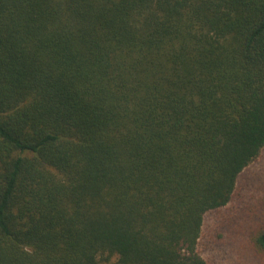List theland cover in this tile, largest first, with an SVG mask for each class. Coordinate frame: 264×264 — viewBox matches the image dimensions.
I'll use <instances>...</instances> for the list:
<instances>
[{"label": "trees", "instance_id": "1", "mask_svg": "<svg viewBox=\"0 0 264 264\" xmlns=\"http://www.w3.org/2000/svg\"><path fill=\"white\" fill-rule=\"evenodd\" d=\"M263 147L264 0H0V264H209Z\"/></svg>", "mask_w": 264, "mask_h": 264}, {"label": "rangeland", "instance_id": "2", "mask_svg": "<svg viewBox=\"0 0 264 264\" xmlns=\"http://www.w3.org/2000/svg\"><path fill=\"white\" fill-rule=\"evenodd\" d=\"M259 225H264V147L240 175L232 201L204 216L200 255L209 264H264L251 241Z\"/></svg>", "mask_w": 264, "mask_h": 264}]
</instances>
